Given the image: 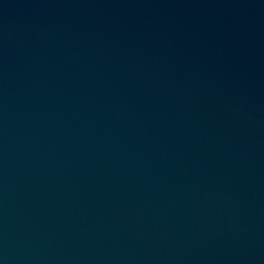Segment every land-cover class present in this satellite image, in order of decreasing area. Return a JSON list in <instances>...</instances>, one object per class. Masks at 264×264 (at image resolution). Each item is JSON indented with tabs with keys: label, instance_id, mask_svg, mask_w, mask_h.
Segmentation results:
<instances>
[{
	"label": "water",
	"instance_id": "water-1",
	"mask_svg": "<svg viewBox=\"0 0 264 264\" xmlns=\"http://www.w3.org/2000/svg\"><path fill=\"white\" fill-rule=\"evenodd\" d=\"M0 264H264V0H0Z\"/></svg>",
	"mask_w": 264,
	"mask_h": 264
}]
</instances>
